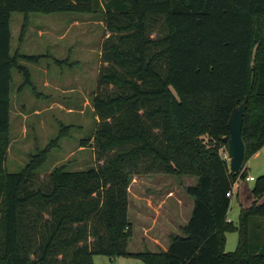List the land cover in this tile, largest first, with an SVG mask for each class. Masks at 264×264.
Wrapping results in <instances>:
<instances>
[{"label": "trees", "instance_id": "1", "mask_svg": "<svg viewBox=\"0 0 264 264\" xmlns=\"http://www.w3.org/2000/svg\"><path fill=\"white\" fill-rule=\"evenodd\" d=\"M16 11L104 14L110 35L90 138L97 165L59 166L43 181L39 153L19 172L6 171L13 69L30 82L21 54L11 55ZM245 100L246 157L231 172L224 137ZM263 145L264 0H0V264H93L94 255L264 264V174L238 224L227 217L233 187L247 179L245 163ZM152 173L196 177L186 187L192 213L167 250L131 252L129 188L135 175ZM233 231L237 247L227 252Z\"/></svg>", "mask_w": 264, "mask_h": 264}, {"label": "rangeland", "instance_id": "2", "mask_svg": "<svg viewBox=\"0 0 264 264\" xmlns=\"http://www.w3.org/2000/svg\"><path fill=\"white\" fill-rule=\"evenodd\" d=\"M10 28L11 55L19 51V65L28 70L30 82H25L22 71L13 69L11 142L6 171L19 172L39 153L44 155L39 169V178L43 181L59 166L79 170L97 165L90 138L98 121L92 98L99 91L98 74L106 64L101 59V50L110 35L104 14L16 11L11 15ZM223 152L228 159L227 148ZM245 169L255 178L264 174V145L257 156L248 159ZM196 182L194 176L162 173L133 177L129 188L132 222L129 251L162 250L170 242L171 228L182 235L181 227L190 215L191 197L186 187ZM253 184V181L238 179L239 200L253 199L250 192ZM171 191L182 201L181 210L176 213L178 217L173 214ZM238 214V200L234 195L229 218L236 225ZM237 243L238 233L227 232L224 250L234 251ZM93 264L149 263L143 257L94 255Z\"/></svg>", "mask_w": 264, "mask_h": 264}, {"label": "water", "instance_id": "3", "mask_svg": "<svg viewBox=\"0 0 264 264\" xmlns=\"http://www.w3.org/2000/svg\"><path fill=\"white\" fill-rule=\"evenodd\" d=\"M247 109V100L236 107L228 120L229 137H224L227 143L228 160L231 172L242 170L246 157V145L243 139V118Z\"/></svg>", "mask_w": 264, "mask_h": 264}, {"label": "crops", "instance_id": "4", "mask_svg": "<svg viewBox=\"0 0 264 264\" xmlns=\"http://www.w3.org/2000/svg\"><path fill=\"white\" fill-rule=\"evenodd\" d=\"M17 52H19V51H17ZM71 108V107H70ZM70 108H68V110H70ZM72 110V109H71ZM94 110V109H93ZM97 117V116H96ZM81 148H84V147H81ZM259 152H260V150L258 151V152H256L253 156H257L258 154H259ZM248 176H253V175H248ZM254 178H255V176H253ZM246 181H255V179L254 180H247L246 179ZM237 185H238V180H237V182L235 183V185H234V187H233V191H232V197H231V203H232V199H233V196L234 195H236V197H237V200H238V219H239V216H240V212H241V209L242 208H245V207H248L252 202H253V199L251 198L250 199V201H248V202H243L242 200H239V189H238V187H237ZM251 189L252 188H250V192H251ZM130 191V190H129ZM171 193H172V196L174 197L173 199H172V201H171V206H172V209H173V214L175 215V216H177L176 215V213L177 212H179L180 210H181V207H182V201H181V199L180 198H178V197H175L174 195H173V192L171 191ZM251 196H252V193H251ZM193 205H194V200L191 198V202H190V215L188 216V219L186 220V223H187V221L189 220V218H190V216H191V213H192V209H193ZM130 206H131V194L129 195V216H130ZM231 210V205H230V209H229V211ZM178 217V216H177ZM227 217H228V221H233V220H230V218H229V212H228V215H227ZM234 222V221H233ZM185 223V224H186ZM169 236L171 235V234H179V231H175V229H169ZM170 243V242H169ZM168 246H169V244H167V246L166 247H164L163 248V250H167V248H168Z\"/></svg>", "mask_w": 264, "mask_h": 264}, {"label": "built area", "instance_id": "5", "mask_svg": "<svg viewBox=\"0 0 264 264\" xmlns=\"http://www.w3.org/2000/svg\"><path fill=\"white\" fill-rule=\"evenodd\" d=\"M255 178L253 176H248L247 180H254Z\"/></svg>", "mask_w": 264, "mask_h": 264}]
</instances>
